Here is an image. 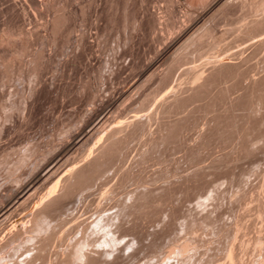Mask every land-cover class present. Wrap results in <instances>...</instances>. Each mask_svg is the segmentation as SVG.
I'll list each match as a JSON object with an SVG mask.
<instances>
[{
  "label": "bare ground",
  "instance_id": "1",
  "mask_svg": "<svg viewBox=\"0 0 264 264\" xmlns=\"http://www.w3.org/2000/svg\"><path fill=\"white\" fill-rule=\"evenodd\" d=\"M82 1L80 2V0H0V84H4L8 82V80L9 82H11L10 79H12V82H15L13 78L16 79L15 85L10 84L13 87L11 90L9 89V91H6L10 87V86H6L9 83L4 84V86L0 85V145L2 143L1 142L2 137L8 135L11 131H13L14 133L15 132L18 133V131L19 132L22 131L23 128H25V126L28 125V123L33 120V117L35 118L37 117L35 116V114L37 108L41 105V104L39 105L38 102L40 98L46 93H48L51 89L50 87L52 84V80L50 79L51 82H48L50 80L49 79L47 80V78L45 77L46 72H48L47 70L52 69L53 71L54 69V70L62 71L65 69V66H67L70 62L76 64L80 58L82 59V57L85 56L86 51H91L93 49L92 41L88 39V34L90 32L88 29L89 27L87 26L89 25L86 26L87 28L81 27L84 25L83 24L84 22L82 23V21L80 22V20L82 19L83 21L85 20L89 21L90 19L92 20V17L90 18L89 14H87V16H89L87 18L90 19L89 20L87 18L85 19L86 17L85 14L86 11L88 10L87 8H89L90 11L93 9V7L92 9H90L93 3H95L94 8L96 7L98 8L97 5L98 2L96 3L94 0H85L86 2L82 3ZM145 1L146 0H109L108 2H106L108 5V6L106 5V7H108L109 10H112V13H110L109 15V12H107L104 13L105 15L103 16L105 17L107 16V18L110 21V24L112 23L115 26V28L117 26L118 28L122 27V30L121 28L120 29L116 28L120 30L122 34L124 33L122 32L124 31L123 29L128 28L129 32L127 31V33L126 32L125 33L129 34L131 32V29L129 27H131L135 31L138 30L142 25V20H139V16L141 15L142 11H144L143 3ZM168 1L172 4V6L170 8L168 7L166 11H160L158 13L154 12L151 18V24L153 25L154 28L155 27L158 28L159 24L163 26L161 27L162 28L161 30L164 29L163 31L165 32V35H163L162 38H164V40L167 39L166 43H164L165 45L163 48L164 51H168V53L161 60V62L165 63L164 64L165 68L163 67V69H160L159 67H157L158 71L154 69L150 70V72L148 71L158 61L157 56L162 51V50L161 51L158 50L155 56H152L148 60H141L139 63H137L133 67V71H132L133 75L131 77L127 76V79H124L122 81L124 82L122 85L113 86L111 91H107L105 89V85L108 83L109 80H111V78H114L113 76H115V74L118 72L120 68L115 58L118 56L117 54H119V52L116 51L117 50L116 47V49H114L113 54L106 53L107 55L105 57L103 56L104 58H101L102 57L101 55H99V57H97L96 55L95 60L97 64L95 66L92 64L94 66L92 72L95 70L96 73L94 72V74L96 77L94 78L100 79L101 82H103L104 84L99 85L95 81L93 82V84L90 83V87H89L90 99L92 104L95 105V107L92 106L93 108L91 107L85 109L86 111L82 112L83 114L81 113V115L79 113V115L82 116V118L80 119V121H77L80 118L77 117L78 119L76 118V120L74 119L72 121L73 123H76L77 121L78 125L75 124L77 126L74 129L71 128L72 130H70L69 133H67L68 131H66L65 129H69L68 127L71 123L70 124L68 123V126H65L67 127L65 129H63L64 127L60 128L62 130L59 131H61V133L66 132L64 135L66 134L67 135L65 137L64 136L59 137L60 141L57 144H53V147L52 145H50L52 148H54L56 145V148L50 154L47 153L48 156L46 157L45 160H44L45 156L43 157V154L45 155L47 151L44 153L43 151L44 148L42 149L44 145H41L39 142H36L35 136L33 138L34 140L32 138L31 140L29 135L27 137L28 139L25 138V140L30 139L29 140L30 143L28 142L27 145L25 146L23 145L24 147H22L23 150L20 151L21 152L20 154L17 153L18 148L19 146L21 147L22 144L24 143L22 141L17 142V145H19L18 147L15 144L16 147H14L15 148L14 151L18 155H15V153H13L14 151L11 148L13 147L14 144H11L9 141L8 142L12 145L11 148L10 146L9 148L13 152H11L10 150H9L10 152L6 150L8 146L5 148V150L4 148H1L3 149V151H1L2 153H0V156L3 153L5 154L6 152H7L6 154L13 153L12 156L8 154L10 157L16 156L14 157V159L13 158L7 159L8 157L7 155H2L3 157L0 158L1 164L3 165L2 162L5 161L8 166L10 164H11L10 166H13L14 164H15L14 166H16L17 165L16 163H18V165L16 166V169L15 167L11 168L10 166L7 167L6 165L8 171L7 174L5 173L6 176H4L5 175L4 171L3 172L0 171V174L1 173L4 174L0 176H2V178L8 177L7 180L10 181L7 182L8 184H10L9 186H7V184L5 183V185L7 186L6 187L7 192L4 189L3 190L6 193L2 194L1 192L3 191L0 192V224L3 223L4 225L3 228L0 230V264H8V263L10 264H74L75 263L76 264V262H79V264H119L120 262L119 257L121 258L123 256V252H121L122 256H120V251L122 250L120 247L123 248V245L127 247H131V249L133 250L131 254H135L139 250L142 252L145 246L149 249L150 247L148 246L149 242L145 241V239L148 237V235L149 236L152 235L151 230H154L152 229L154 225H150L152 226L150 230L151 231V235H150L148 234L150 232H148L147 229H145L146 223H148L147 224L148 226L150 222L152 223L155 222L158 225L160 224L161 227L163 225L161 223H164L165 225H163L162 228H164V226L167 225L166 230L168 232L172 231L169 228L172 229L175 228V227L173 228V226H176L174 224H177L175 222L176 220L178 221L179 218L176 219L174 218H175V214L179 212L176 211L177 212L176 213L175 212L176 209L173 212H171L172 210L168 209L167 211L169 212H167L165 209L168 208L170 205L166 203L167 207L165 209L163 208V211H166L167 214L171 213V215H167L168 219L166 221L165 219L167 217L164 219V217L162 216L161 214L162 208H160V206L163 207L164 203L166 201H169V198H171V196L172 197L176 195L178 196L179 195L178 192L180 193L182 190L183 192L187 191V193L189 189H192L191 192L193 190H196V186L198 183L197 180L201 178V180L203 181L202 175L204 174L205 176H207L204 179L207 180H205V182L201 184V187L198 186L201 189L197 187L199 189L197 194L200 193V195L198 199H196L195 201V204L197 206H200L201 208H196V207L191 208L190 205H188L190 207L188 208L186 205L189 203L186 202H191V201H187V199H189L190 197L189 198L185 197L186 200L183 199L186 204L184 202L183 204L185 206L184 205L182 206L181 204L182 206L181 211L179 210L181 206L177 208L178 211L183 212L182 210L187 207L185 209L186 211H184L185 214L186 212H189L190 209H193V211H195L193 213H191L190 211L189 214L188 213L186 214L187 216L181 213L180 218H182V214L183 217L185 216L183 219L187 217L185 222L182 223V225L185 223L184 235L170 242L168 244L167 249L161 250V248H164V246L160 247L161 245L159 244V241L162 242V245L164 244V242L163 240H159L158 235L162 233L163 235L161 234V236L159 237L163 239L165 232L161 231L163 230L162 228L157 227L158 230L161 231V233L158 234L159 231L156 228V230L158 231V233H156L157 236L156 238H158V240L156 241L158 242L155 241V238H153V236L151 237L152 239H154V243L155 242L156 244L158 243L156 246L160 245L159 246L160 248L159 247H158L159 249L156 248L158 252H156V250L154 251L155 246L152 245L153 240L152 242L150 240V243L154 248L152 249L151 247L152 249L151 251L153 253L149 250H146L145 248L144 251H149V253L147 254L144 253L143 251L144 253V254L142 253L143 256L147 254L148 257L150 254H151L150 256H153L152 254H154V256L157 257L156 262L159 264H173L174 261L175 264H264V219H263L264 181H259L261 183H258L257 181V185L259 184L258 187H256L257 186L256 183L254 186L253 181H252L253 184L252 185L250 180L254 176V174H252V171L256 168V167L253 168L255 162H252L253 164L252 163L248 164V168L252 164L250 168L251 169L253 168V170L251 171V169H249L251 172L249 173L251 174V176L253 175L252 177H250V175L248 177L247 176L248 174L246 175V173L248 172L245 173L247 168L246 170L244 169L245 162L243 163V170L242 173L239 171L241 174L238 173V175L240 176L238 177V179L243 181L244 178L247 176L248 178H250V180L247 178L250 181V183H247L245 181L246 184L247 185L250 184L249 186L250 188L251 186H254L253 189L255 190L257 188L255 194L252 193L253 190H251L250 188L249 189L251 192L249 190L248 192H250L249 196L253 195L252 196L253 199L250 197L252 199L251 202H253V200L255 202L254 206L252 207L254 209L252 210L254 214L252 215L253 220L254 218H256L255 222L257 221V218L261 220L260 224H258L259 222L257 224L256 223L253 224V225L256 224V227L254 228L253 233L251 235V231L250 233H248L249 231L246 230V228H248L246 227L248 222L246 223L244 222L246 219V215H245V219H243L244 218L243 215L240 214V212L244 210L243 206H246L245 209H247L249 208V205L247 206V204L245 203L244 205L241 206V204H239L241 206V211L239 210L238 212L236 210V212L239 213L241 216L239 214H238L239 216H234L233 215L234 212L232 211V209L234 208L236 209L238 207V203L241 202L242 198H245L246 190L243 193L244 197L242 196V194L240 195V198L236 196L237 195L236 193L240 194L244 189H246L245 182L242 183L240 182V180L238 181L236 178L235 179L237 180V182H235L232 178L235 175H233L232 173L230 174L232 175V177L230 176L229 178V175H226L227 172L224 170L225 169L224 168L225 166L223 165L224 163H222L225 162L224 159L228 157V156H224L223 159L222 156L224 154L229 155L228 152H235V153L237 152L232 150L233 149L232 144L231 146H229L231 151L229 148H228L229 151L226 150L227 148H225V144H226L225 139L226 140L232 139L231 141H229V143L233 141V138L237 139L236 140L237 144L234 143V146L236 147L240 155L237 152L238 156L235 155L236 157L235 156L233 157L238 158L239 160L240 158L239 156H242L241 154H247L249 157L251 153L258 150L255 147L253 151L254 145L252 144L255 143L256 144L255 146L258 145V148H260L259 143H261L263 141V140L261 141V139L264 138L261 137L260 139L261 142H259L258 139L260 137L258 138V136L264 135V109H263L264 107V0H184V2H182L184 3V10L182 11L180 17L177 15L178 13H176L175 5H174L177 1L180 2V0H168ZM32 8L34 10H32ZM89 10L87 11V13L90 12ZM95 10L96 9H93L92 12H90V14H92L93 11ZM236 10L242 11L241 17L237 19V21H235L234 23L232 22L231 24H229L231 25L230 27L223 26L222 28H220L221 26H219L218 23L221 22L220 19L229 17ZM99 12L102 15L103 11L101 12L99 10ZM37 17L40 18V20H38ZM91 22L90 25H93L94 22L93 23ZM238 22H241V24L238 25ZM79 23H82V25L78 26ZM27 24H31L30 25L31 27H29V25ZM101 27L102 26H100V28ZM105 28L107 29V27ZM105 28L104 31L106 32ZM104 31L102 30V33L106 35L105 37L102 34L99 35L100 39L102 38L101 36H103L105 39L106 36L109 37L108 35L109 33H104ZM107 31L109 32V30ZM126 34H124V36L122 35V37L126 39V41L125 39L123 40V43L125 41V44L122 43V39H121L120 43L123 44L122 46L130 43L129 41L127 43V40L131 41L132 37L126 36ZM229 34H232L233 37L228 41L227 39L230 38L228 37L230 36ZM120 36L118 38V41L121 38ZM105 39L102 38L100 40L101 41L100 44L102 43V41L106 42L107 40ZM105 42L102 44V46H104ZM108 42L109 41H107V44ZM120 43L118 42V45ZM48 44L52 45L51 49H48L49 48L47 47ZM107 44L105 45L108 46ZM102 46L101 45L99 46L101 47L100 48L101 51L103 48L104 49L107 48L105 46L102 48ZM69 47L72 48L69 50L71 52L66 53L67 51L65 52V49ZM126 47L124 46V48ZM102 52L104 53V50ZM61 54L69 55L70 58L66 60L59 56ZM250 60L252 61L254 60V62L251 61L252 63L249 64ZM88 64H89L88 66H90L89 68H91L92 66L90 65V63ZM246 64H249L251 67H249V69L248 68L246 69L245 68ZM250 68L251 69L253 68L254 71L255 69H257L258 74L254 75L253 74L254 71L250 70ZM176 69H178L177 73L179 72L182 73L181 75L182 78L177 82L175 86H173V88L169 89L168 88L169 83ZM251 71H252L251 74H253L254 76L252 75L248 77ZM56 72L57 71H55L54 73ZM54 73L52 72V74L51 73L50 74L54 76L55 75ZM89 74H93V73H89ZM48 76L50 75H47V77ZM152 76H154L155 79L154 78L153 79L156 82L154 83L153 87L151 86L153 82L150 84L151 81H154L151 80L152 78H150ZM176 76L177 74L175 75V77ZM245 77H248V79L246 80ZM53 78H54L53 80L55 81L56 77L54 76ZM148 79H150V81L147 83L146 80ZM230 79L233 80L235 79V80L231 82ZM243 79L246 80V82H244ZM24 81L27 85L29 84L26 88L24 87L26 86ZM226 81H228L227 83L229 84H227ZM112 82L113 81L111 80V83ZM111 83L109 82V84ZM146 84L149 85V87L146 86ZM54 85L55 82L53 83V86ZM234 85L235 86L240 85L239 88L234 87L237 90L236 91L233 89L234 91L238 92V90L240 89L241 91L239 93H236L237 95H235L234 94L235 92L232 90V92H234L233 93L234 97L229 98L232 95V94L229 95L231 93V92L229 93V91L230 89L233 88ZM5 86L8 88L6 89ZM3 87H5L6 90ZM85 87L88 89L87 85H83L81 88H83L84 90ZM147 87L149 88V90H147L148 89ZM214 87H217L218 89ZM213 88L216 89V91L213 90ZM56 91L55 93L57 94L58 91L57 92ZM81 93H82V89H81ZM226 97L228 98L227 100L225 99ZM203 98L206 99V102L203 101L204 103H202V101L200 100V99L204 100ZM195 100L196 101L199 100V102L201 101V103L197 105L195 104L197 102L194 103ZM151 103H154L153 106H150ZM190 103L191 105L192 103L196 105L194 106L195 109L192 108L194 111L192 113H189V111L191 110V108L189 107ZM127 104H130V106H128L127 109L130 110V112H128L125 109ZM217 105L218 106L220 105L219 108H217ZM221 106L222 108L221 110H219ZM214 107H216L218 111ZM183 108L185 109L190 108V110L188 109V113L187 112L185 113L184 112L185 109L180 110ZM148 109L151 110L150 112L146 113ZM211 109L212 111L216 110V112L215 113L212 111L209 112V110ZM239 109H241L242 111L240 110L241 111L240 112ZM123 110H126L130 115L121 118L122 115H120V113H122L121 111ZM179 110L183 111L182 112L183 114L180 115L176 114L177 116H172V114L174 115V113ZM197 110L198 111L205 110L206 112L208 110V114L207 113L205 114L203 113V114L205 115L206 118V116L209 115L210 113L211 117L209 116L210 119L207 117L206 119L208 120L207 124L205 122V124L200 125L201 126L199 127L201 131L200 136L196 135L197 137L199 136V139L194 137L196 138L195 140L197 141L196 143L194 141V144L191 145L192 142L189 144L190 142L189 140H191V134L196 131L195 130L192 132L191 129L198 127L199 121H201L200 118H198L199 120L197 119L198 116L196 117V115H200V113L202 112L200 111L199 113ZM195 111H197V113L199 114H197ZM211 112L214 114H212ZM114 113L117 114L118 118L116 117L112 121L109 117ZM177 113L179 114L180 112ZM72 114L74 113H71V115ZM203 114L202 117L204 118ZM69 115H68L69 121H71L72 120L71 117H73L76 114L72 116ZM203 125L204 127L202 129ZM257 128L259 129L257 130ZM189 130L192 132L190 135H189L190 133ZM184 131L185 133L189 131L186 133L190 137V138L188 137L189 140L186 137L187 142L183 140L185 138H182V134ZM255 131L257 132L259 131V134L256 132V135L254 134L253 136L254 139H253L252 135L253 133H255ZM197 132L199 134V130H197ZM59 134L57 136H59ZM90 134H94L95 139L93 140L91 136V139L93 140L92 142H94V146L92 150L90 149L91 151L89 152V154L81 157L80 159L77 160L75 159V162L74 163L72 162L73 166L71 167L66 166L60 170L61 165L62 163H64L63 161L65 160V158L71 152H73V150H75L78 146H80V144L84 140L88 139V136H90ZM224 135L225 137L228 136V138H225L223 140L224 144L223 143L221 144H223L224 146H221V148L224 147L226 151L223 150L225 152L222 155L221 152L222 149H224L222 148L220 154H218L220 158L217 155L218 158L215 157V159L216 158L217 159L215 161L213 160V162L215 163L218 161L217 164L219 163V165L221 166L223 165L222 166L224 168L223 170L226 173L221 169V171L225 173V175H223L224 177L220 175L221 178H226V176H228L227 179L232 178V180L230 181L235 182V184H233L235 187H232L231 191L230 188L229 190H227L228 187L225 189L227 192L223 191L224 189L223 187L225 186L219 187V185H217L219 184V182L220 184L223 183V181L221 182L218 180L217 177L219 175L213 178V179L217 178L216 180H213V182L211 181L212 178L210 179V182H212L213 184H208L209 183L208 179L211 177L210 174L214 173L216 170H219L218 167L222 168L221 166H218L216 169L215 168L216 165H215L214 166L215 170H213L212 160L211 163H209V165L208 164L201 165L199 163V167H198V163H197L198 161H202L201 163H203L205 159V155H203L202 152L200 153V151L203 150L206 146L209 147V145H211L212 142L213 143H218L219 141L222 142L221 141L222 139L220 140V138H223ZM9 136L11 137V135ZM135 137L137 138L142 137V140H140L141 138L136 140L137 142L139 140L140 142L142 141L141 143L143 145L141 147V143L140 142H139L140 144L138 143V145H140L139 147H141L140 150L139 147L137 148L138 150H136V152H138V155H136L135 153L136 156L135 155L133 156H135L136 158L132 157V159H134L133 163L131 159H130L131 164L128 162L130 165L128 163L127 164L125 163L130 167H125L124 165L125 168L124 167L120 168L118 173L119 176L117 173H115L117 174L118 178L116 177L113 183L112 184L110 183L111 185H108L109 183L105 181L107 177L110 178L109 176L111 173L108 176L109 173L108 169L112 168L113 166L112 163H119L120 160L124 157V155H126L124 149L127 148V145L130 144V143L128 144L130 140H133V138L136 139ZM215 139L216 141L218 139V141L216 142ZM256 139L258 140V144L256 143L257 141ZM174 140L178 141V143ZM253 140L256 141L254 142ZM90 141L89 144H93L92 142L90 143ZM133 141L136 142L135 140ZM11 142L14 143L13 140ZM172 142H175L173 143L175 144L174 145L175 147L178 146V144H180L178 147H176L177 149L180 146H182V144H183V148L186 143L190 145L188 147L189 149L184 148L187 152L188 150H190L189 152L191 153L190 154L187 153L189 156H187L186 154L187 158L183 157L184 158L183 160H185L186 158V161L185 162L183 161L184 162L183 165H186V162L191 161L193 157L196 158L195 156L193 157L191 156L194 155L195 152L196 153L198 152L200 156L201 155L204 156V158H202L201 160H200L201 157L200 158L198 157L199 160L197 158V162L196 159H193L195 160L194 162L196 164L194 165L193 164L194 162L191 161L190 163H192L194 166L192 164L188 166L192 165L191 167H189L192 169L195 166L197 168L196 167L194 168L195 169L193 170L194 172L191 170L192 171L191 174L190 173L188 174V172L185 173L184 176L181 175L183 174L181 170L185 166L184 167L179 166L182 163L181 161L182 159L181 158L179 159L177 157L180 160L179 163V160H175L173 157V160L178 161L177 162L178 165L177 163H175L173 165L174 168L172 167V169L175 170L177 168V167L175 168L176 165L182 167L181 170L178 169L179 168L178 167L177 168L178 170H175L176 172L174 170L171 172L172 175L173 172L179 173L180 170L179 175L181 177L178 176V174L177 175L175 174V176L178 177V179H176V177L175 179L174 177H170L169 176L170 173L168 175L169 172L168 170L170 169L171 171V168L167 170L168 171L167 174H165L166 170L164 172L158 169L161 166L160 164L165 161L163 158H165L164 154L167 153V150L169 151L167 154L168 156H166V161L170 156L169 152L171 150L173 151L171 153L175 154L174 152L175 150H173L175 147H173V149L170 148L172 147L171 145H173ZM226 142H228V140ZM233 142H235V140ZM228 144H226V146ZM262 144H264V142H262ZM163 145H168L169 148L171 149L170 150L168 149V147L165 146V148L167 149H165V151L161 150L162 152L164 151L163 153L164 157H162V153L160 151L161 149L160 146ZM217 145L219 146V143ZM217 145L212 144V146H214V149H217L215 147ZM5 146L3 145V147ZM47 147H48L47 150L50 151L52 150L49 148V144ZM261 147H262L261 149L264 150L263 145ZM180 149H182V147ZM205 149L207 150L208 148ZM209 149L207 150L206 158L207 156H209L208 151L212 150ZM44 150H46V148ZM157 150H159V154L156 153L157 155V160H156L155 158L156 156L154 157V152H158ZM218 150H220V148ZM40 151H43V153L37 154V152L40 153ZM260 152L261 153L258 152V154L260 156L262 154L264 160V156H263L264 154L262 153L264 151H260ZM212 153H214V151ZM212 153L210 152V155ZM36 154L39 156L33 158V156H35ZM174 154H171V156H173ZM232 155L229 156V158L232 157ZM256 155L257 153H255V156ZM4 156H6V158ZM41 156L43 157L42 161L36 162V159L37 158L40 159L39 157ZM188 157L191 159H189ZM149 158L151 159L149 160L151 162H154L155 159V161L157 162L154 163L155 166L158 167V165H160L156 169L157 173L159 172L158 173L159 177L157 173H156L157 176L154 175L155 173L153 171H155L156 167L153 165V163L150 164L153 165L154 168L150 167V164L147 166L151 168V171L154 169L152 171L154 173L153 175L156 178H158V180L154 177L156 183L154 182V180L153 183L155 187L157 186L159 187V188L157 187L158 190L149 187L150 185L154 186L152 184V179L150 180L151 176L153 178L152 172L150 173L147 171V173L148 174L150 173L151 176L149 175L148 177H146L147 175H145L146 174L145 170H149V168L146 167L147 169H144V166L147 165L146 163L148 162L146 161ZM242 158H247V157H241L240 160H242ZM12 159L13 160L16 159L14 161V164L12 161L11 162L8 161ZM159 159H163L164 161L159 163L158 162ZM171 159H168L167 161L169 162V164H172L174 162ZM220 159L223 161H221ZM116 160H119V162L118 161L114 162ZM125 160L127 159L125 158ZM7 161L9 164L7 163ZM121 161L123 162V159ZM235 161L236 159H234V162ZM257 161L255 165L258 164L259 167H262L260 165L262 163L264 164V162L260 164V161L259 163H257ZM19 163L22 165H20ZM133 164L135 165L134 167ZM167 164L168 163H166V165ZM187 164H189V162H187ZM233 164L234 163L232 162L231 164L232 168H233ZM2 165H0V167ZM200 165L202 167H200ZM204 165L212 167L211 170L213 171L212 172L208 171L209 175L208 174L206 175V172L207 169L210 168L206 166L207 169H205ZM18 166H20V168L21 166L25 167V170L24 168L21 169L23 171V174L24 171L26 172V169L29 171V176L25 180H23L22 176H21L22 180L19 179V175H21L20 172L19 173H17L18 171L16 173L14 172V170H17ZM3 167H5V165ZM162 167H165V169L167 168L164 165ZM259 167L257 168V170L259 169ZM202 168H204L206 172L205 171L202 172L201 171ZM163 169L164 168H162V170ZM262 169L264 170V166L263 168H261V170ZM56 170L58 171L54 172ZM142 170H144L143 171L144 174L142 173ZM259 170L258 173L260 172L259 173L260 175L261 172L264 173V171H259ZM255 171L256 169L253 171L256 174L257 171L256 172ZM219 172H216L215 175H217V173ZM263 173L261 176H264ZM260 175L257 176L258 178L256 177L253 178L259 179ZM165 176H167V178L168 177L172 178L171 179L172 182L171 183L168 182L170 180L169 179L166 180L167 178H165ZM102 177H104L103 179H105L104 180L105 182L100 180L102 179ZM161 178L164 179L162 180ZM263 178L264 177H261V180ZM97 179L101 181L100 182L98 180V182H100L98 183V185L101 184L102 186H104L103 192L100 194L101 196L98 195L100 196V198L99 199L97 198V200H99L96 201V203L98 202L97 207L95 205V207L98 209L97 216L93 218L92 221H88V220L86 221L85 219L75 220L74 224L73 225L71 224L72 226H70L68 229L66 228V230L61 235H59L58 230H60V226L61 227L63 226L61 225V223H55L58 222V220L59 222L63 221V220L60 221L59 217L58 220L56 221L57 216L60 215L59 213L61 212L64 213L62 210H64L66 207L67 208L65 210H68L69 206L73 202L71 201L72 198H74L75 196L77 197V195L80 194L83 195V193L86 190L89 191L90 190L89 188H91L94 185V182ZM160 179L162 181H160ZM130 180H133L132 181L133 183L137 181L135 183L137 185L136 187H132L131 189L127 190L129 188L128 185L132 184ZM145 181L148 183L151 181L150 185L147 186ZM207 181L208 183H206ZM215 181L217 182L219 181V182L217 184H214ZM41 182L42 183L44 182L43 184H46L48 186L49 184L50 185L53 184L51 186V191L46 199L42 198L43 195L42 196L37 195L38 193L33 192L35 190V187H37V185L40 184ZM158 182L159 184H157ZM229 182L227 184L232 185V183ZM241 183L243 186H245V188L243 189L242 188L243 186L241 185V188L243 190L240 188V186L236 187L237 184L239 185ZM204 185L206 188L205 191L202 192L200 190L204 189L203 187ZM212 185L217 187V190L218 187L221 188V190L219 189L217 192L216 188L215 189L212 188ZM209 186H211V189L208 190L209 192L206 193V189H209ZM234 188H238V190L241 189L242 191L237 190L236 192L234 191ZM219 191L221 192L223 191L222 193L225 192L229 193L230 191L232 192V194L233 192H235L236 194L234 195L235 198L232 199H230L231 196L233 197L231 193H230L231 195L228 194L230 198L228 197V195L225 196L226 198L228 197L230 199V201L229 200L228 201L231 203L229 204L230 206L225 205L226 209L228 207L229 208L232 207L231 206L232 204L234 206L236 201L238 203L236 202L237 206H234V208H231V210L227 209L226 213L223 212L224 214H226V216L227 215L229 216V214L233 215L234 217L232 221L231 219L229 220V218L225 217V219L227 220V224H225L226 222H223L224 224L216 225L217 224L216 220H218V218L215 219L216 211L214 210L217 209V205L219 204V202L222 203L221 202L222 199L219 200L220 199L219 196L222 195V194L219 195L220 193ZM193 193L196 195L194 197H197V194L194 191ZM183 194L184 196H189V194L191 196L192 193H189L187 195H185L186 193ZM225 194H223V197ZM177 196H176V202L173 199L175 197L172 198V200L174 201V202L172 201L173 202L172 204L175 203L176 204L175 206L178 207L180 203H178L177 205V202L178 200H180V198L179 199L177 198L180 197L181 195H179L178 197ZM184 196L182 195V198ZM225 197L224 199H226ZM237 198L240 200H238ZM250 198H248V200L247 198L245 199L249 201ZM191 199H193V197H191ZM233 199H234V203H232L231 201ZM35 200H37L38 202L35 207V210L30 212V216H31L30 220H27L26 223L23 222L24 224H22V221H24L25 219L24 220L21 219L22 220L21 222L10 221L16 219L13 218V216L16 210L15 207L18 204L25 201L33 202ZM213 200L214 202H212ZM251 202H248L250 206H252ZM107 203H111L110 208H107L108 207L107 205H106L107 207H104V205ZM210 203L211 205L214 203V205L212 206L210 205V206L211 207L214 206L216 208L213 209L214 207L213 208L208 207L209 206L208 204ZM221 205L219 204L218 207L222 208L224 206ZM28 208L29 206L27 207V209ZM231 212H233V214ZM221 213L222 212H220V214ZM246 213L249 214L248 211ZM224 214L221 215L223 218H224ZM76 215L74 216V218H76ZM217 215H219V213ZM169 216L171 217L169 218ZM252 216H248L249 218L246 221L252 220V218L250 219V217ZM180 221L182 222V220ZM212 222H215V224H213ZM210 223L215 225V228L212 229L214 226L209 227V230L210 229L212 230H210L211 232L208 231L210 232L208 235L207 232H205L206 230L205 229L203 230V228H207V226H209ZM244 223L246 225H244ZM212 224L210 225L212 226ZM156 226L157 225H155V227ZM216 226L218 227L216 228ZM178 228L179 226L176 227L175 229L178 230ZM198 229L202 232V235L203 233L204 234L206 233L208 235L207 237L210 238L215 237L213 239L216 240L218 239V243L220 244H221V238H226V240L224 239L222 241L223 246H221L220 244L219 246L217 243L216 246L214 244L215 249L209 247L212 246V244L216 241L215 240L211 242L212 239L211 240L209 239L210 241H208L209 244L212 243L211 245H209L207 242L204 245L205 242L203 240L204 239L207 240L208 238L205 237L204 235L203 237L201 234L198 235H201L202 238L198 235L196 236L195 234L198 233L197 232L199 231ZM167 231L166 234H168ZM212 231L214 232L215 236L210 235L212 234ZM72 233L75 234L78 233L77 237H74L75 239H73L72 236L70 237ZM66 238L67 240L68 238H70V240L69 242L66 241L67 243L65 242V246L61 245L59 243L60 241L58 242L57 240H55L58 239L61 241H65ZM71 239L73 240L71 241ZM122 239L123 241L127 239V241L124 242L125 244L123 243L120 244ZM181 239H186V240L185 241L183 240L184 242L180 243ZM53 240L57 241L59 245L62 246L60 250L55 249L56 251L52 252L53 248L50 249V246ZM164 240H166L165 236H164ZM52 243L54 245V242ZM207 244L209 245L208 246L209 248L206 247ZM89 245L94 246V248L92 247L89 248L88 247ZM202 245L204 246V249ZM216 247L219 248L217 252L219 251L218 255L221 253V256L219 258H221L222 260H219V258H217L216 252H215L216 255H213L215 254L213 251H212L213 254H211V252L209 253L206 250L207 248L209 249V251H211L210 248L212 250H216ZM49 249L52 252L51 254L54 253L53 255L49 253ZM155 252L158 254V256H156L157 254H155ZM139 253L140 252H138L137 255H140ZM24 254L25 257L23 259H20V257ZM137 255L134 256V255H130L129 253V256L131 258L132 256H134V258H132V261L133 259L139 260L138 258H135ZM55 256L56 258L54 259ZM125 256L127 257L128 254H125ZM125 256L122 257L123 262L124 261L129 262L131 259L129 258V260H126ZM7 258L9 260H7ZM123 262L122 264L125 263Z\"/></svg>",
  "mask_w": 264,
  "mask_h": 264
},
{
  "label": "rangeland",
  "instance_id": "2",
  "mask_svg": "<svg viewBox=\"0 0 264 264\" xmlns=\"http://www.w3.org/2000/svg\"><path fill=\"white\" fill-rule=\"evenodd\" d=\"M81 1H82V0H80V2H81ZM94 1H95L96 3L98 2V3H97L98 8H97V7L94 8V7H95V5H94L95 3H93V5L91 6L90 9H92V7H93V9H96L95 11H96L97 14L95 13V11H93V13L90 14V12H92L93 9L90 11L89 8H87V9H88L90 12L87 13L88 10L86 9L87 11H86V14H85V16H86L85 19H86L87 17L90 16V18L92 17V20H91L90 18H89V19H90L92 22L87 18L89 21H86V20L83 21V19L80 20V22H81V21H82V23L84 22V23H83V24H84L83 26H81L82 23H79V24H78V26L80 25L81 27H86L87 25H89V26H87V27H89L88 29H89V32H90V33L88 34V39H89L90 41H92V48H93V49H92L91 51H93V52H91V51H86V54H85V56L87 55L86 57L83 56L82 59L80 58L79 61H78L76 64H73V63L70 62L67 66H65V69L62 70V71H60V70L58 71V70H54V69H53V71H52V69L47 70L48 72H46L45 77L47 78V80H48V79H49V80H50V79L52 80V84H51V87H50L51 89H50V91H49L48 93H46L45 95L42 96L43 98H42V97L40 98L38 104H39V105L41 104V105H40V106L38 105L39 107L37 108V111H36V114H37V115L35 114V116H37V117H36V118L33 117V120H32L31 122H29L28 125H26L25 128H23V130L21 129L22 131H20V132L18 131V133H17V132L14 133L13 131H11L8 135L2 137V139H1V142H2V143H1V145H0V153H2L1 151H3V149H1V148H4V150H5V148H6L7 146H8L7 149H6L7 151H9V150L11 151V149L14 151V150H15L14 147H16V146L18 147V146H19V145H17V142L22 141L24 144H22V143L20 142V143L22 144V146H21V147L19 146L18 151L16 150L17 153L20 154V153H21L20 151L23 150L22 147H24L25 145H27L28 142H29V140H30L31 138L33 139L34 136H35V141H36V142H39L41 145H44V146L42 147V149H43V148H44V149L46 148V150L43 149L44 153L47 151V152L45 153V155L43 154V157L45 156V157H44V160H45L46 157L48 156L47 153L50 154L51 152L54 151V149L56 148V145H55L54 148H52V147H53V144H57V143L60 141V140H59V137H61V136H64V137H65V136L67 135V134L64 135L66 132L61 133V131H59V130H62V129H60V128H61V127H62V128L64 127L63 129H65V128H67V127H65V126H68V123H69V124L71 123V124H70L71 126L69 125V127H68L69 129H65L66 131H68L67 133H69L70 130L74 129V128L78 125V124H77V121H80V119L82 118V116H80L81 113H82V112H85V111H86L85 109H87V108H91L92 106L95 107V105L92 104L91 99H90V90H89L90 83L93 84V82L95 81V82H96L97 84H99V85H103V84H104L103 82H101L100 79H96V78H94V77H96L95 74H94L95 70L92 72L93 67L97 64V63H96V60H95L96 55H97V57H99V55H101L102 57H101V56H100V57H101V58H104V57L107 55L106 53L113 54L114 49H116V47H117V50H116V51L119 52V54H117L118 56L116 55L117 57H115L117 61H116V60H115V61L118 63V65L120 66V68H119L118 72L115 74V76H113L114 78H111V80H112L113 82L111 83V80H109L108 83L105 85V89H106L107 91H111L112 88H113V86H117V85L120 86V85H122V84L124 83V82H122V81H123L124 79H127V76H130V77H131V76L133 75V74H132V73H133V72H132V71H133V67H134L137 63H139L141 60H148V59H150L152 56H155L156 53L158 52V50H159V51L162 50V51L160 52V54L157 56V59H158L157 63L159 62L160 64L158 63V65H157V63H156V64H155L151 69H149L148 71L150 72V70H152V69L157 70V69H158L157 67H159L160 69H163V67L165 68V65H164L165 63H164V62H161V60H162V58L165 57V56L167 55V53H168V51H164V48H163L164 45H165L164 43H166L167 39L164 40V38H162V36L165 35V32L163 31L164 29L161 30V29H162L161 27H163V26L159 24V27H158V28H157V27L154 28L153 25L151 24V18H152V16H153L154 12L158 13V12H160V11H166V10L168 9V7L170 8V7L172 6V4H171L168 0H146V1L143 3V5H144L143 10H144V11H142L141 15L139 16V20H142V25H141V27H140L138 30H135V31H134L131 27H129V28L131 29V32H130L131 34L129 33L130 35H129V34H126L127 31H128V28H127V29L125 28L126 30L123 29L124 31H122V32H124V33L122 34V33L120 32V30H118V29H120V28H121V30H122V27L118 28V26H117L116 28H118V29H116L115 26H114L112 23L110 24V21H109V19L107 18V16H106V17L103 16V15H105L104 13L109 12V15H110V13H112V10H109V8L106 7V5H107L106 2H108L109 0H98V1L94 0ZM85 2H86L85 0L82 1V3H85ZM129 2H130V1H129ZM182 2H184V0H183V1L180 0V2L177 1V2L174 4V5H175V9H176V13H178L177 15H178L179 17H180V15L182 14V11L184 10V3H182ZM169 5H170V6H169ZM107 6H108V5H107ZM129 6H130V3H129ZM104 8H106V9H104ZM107 8H108V9H107ZM97 9H98V11H97ZM177 9H179V10H177ZM32 10H34V9L32 8ZM99 10H100L101 12L103 11V12H102V15L100 14ZM108 10H109V11H108ZM104 11H105V12H104ZM178 11H179V12H178ZM98 12H99V13H98ZM87 14H89V16H87ZM93 14H95V15H93ZM97 15H98V16H97ZM241 15H242V11H241V10H236V11H234V12L230 15L231 17H230V16L227 17L228 19H227V18L220 19L221 22H218V23H219V26H221L220 28H222L223 26H224V27H230L231 25H229V24H231L232 22L234 23L235 21H237V19H239V18L241 17ZM233 17H234V18H233ZM145 18H146V19H145ZM229 18H231V19H229ZM37 19L40 20V18H38V17H37ZM87 22H88L89 24H88ZM90 22H91V23L94 22L95 24L93 23V25H90ZM226 22H227V23H226ZM229 22H230V23H229ZM86 23H87V24H86ZM96 23H97V24H96ZM218 23H217V24H218ZM108 24H109V25H108ZM235 24H236V23H235ZM239 24H241V22H238V25H239ZM27 25H29V27H31V26H30L31 24H27ZM27 25H26V26H27ZM98 25L102 26L103 28H102V27L100 28V26H98ZM93 26H94V27H93ZM81 27H79V28H81ZM87 27H86V28H87ZM97 27H98V28H97ZM105 27H107V29H106ZM113 27H114V28H113ZM217 27H218V26H217ZM99 28H100V29H99ZM104 28H105L106 32L104 31ZM102 30L104 31V33H109V34H108L109 37L106 36V39H105L104 37H105L106 34L104 35V34L102 33ZM107 30H109V32H108ZM115 31H116V32H115ZM133 31H134V32H133ZM99 32H100V34H99ZM125 32H126V33H125ZM128 32H129V31H128ZM116 33H117L118 35H117ZM119 33H120V34H119ZM101 34L104 35V37L101 36L103 39L109 41L108 44H107V41H106V42H105V41H102V43L100 44V42H101L100 40H101L102 38L100 39L99 35H101ZM112 34H113V35H112ZM115 34H116V35H115ZM121 34H122L123 36H124V34H126V36H131V37H132V38H131V41H130V40H127V43H128V41H129L130 43H128V44L126 43L127 45H124L125 47L127 46L126 48H124V46H122L123 44H125L126 39L123 38ZM120 35H121V36H120ZM229 35H230V36H228V37H230V38L227 39L228 41H229V39H231V38L233 37L232 34H229ZM231 35H232V36H231ZM89 36H90V37H89ZM119 36H120L121 38H120L119 41H118ZM126 36H125V37H126ZM108 38H109L110 40H109ZM99 39H100V40H99ZM121 39H122V43H123V40L125 39V41H124L123 44L120 43V42H121ZM98 41H99V43H98ZM104 42H105V44L108 45V46H106V45L104 44V46L107 47V48H105V49L103 48L104 46H102V44H103ZM118 42L121 44V45L119 44L120 47H119V45H118ZM97 43H98L99 45H98ZM93 44H95V45H93ZM48 45H49V44H48ZM48 45H47V47H49L48 49H51V46H52V45H49V46H48ZM100 45L102 46V48H103L102 51L104 50V53L101 51V49H100L101 47H99ZM117 45H118V46H117ZM129 45H130V46H129ZM94 47H96V48H94ZM128 47H129V49H128ZM120 48H122V49H120ZM70 49H72V48L69 47V48L65 49V52L67 51L66 53H68V52L70 53V52H71V51H69ZM110 49H111V50H110ZM112 49H113V50H112ZM109 50H110V51H109ZM111 51H112V52H111ZM118 52H117V53H118ZM163 52H164V53H163ZM92 53H93V54H92ZM162 53H163V54H162ZM94 55H95V56H94ZM59 56L62 57V58H64V59H66V60L70 58L69 55H64V54H61V55H59ZM103 56H104V57H103ZM90 57L93 58V59H91ZM83 58H84V59H83ZM85 58H86V59H85ZM117 58H118V59H117ZM252 59H253V58H252ZM254 59H255V58H254ZM82 60H83V61H82ZM91 60H92L93 63L91 62ZM80 61H82V62H80ZM84 61H85V62H84ZM251 61H252V60L249 61V62H250L249 64H251L252 62H254V60H253L252 62H251ZM94 62H95V63H94ZM88 63H90V65L92 66L91 68H89L90 66H88V65H89ZM119 63H120V64H119ZM92 64H93L94 66H93ZM161 64H162V65H161ZM249 64H246V65H245V66H246V67H245L246 69H247V68L249 69V67H251ZM160 65H161V66H160ZM155 66H156V68H155ZM88 68H89L91 71H90ZM160 69H159V70H160ZM50 70H51V71H50ZM88 70H89V71H88ZM177 70H178V69H176V71L174 72V75H172V79H171V81H170V83H169V87H168L169 89L173 88V86H175V85L177 84V82L182 78V76H181L182 73H180V72L177 73ZM250 70L254 71L253 68H252V69L250 68ZM55 71H57V72L54 73ZM157 71H158V70H157ZM252 71L250 72V74L252 73ZM255 71H256V73H255ZM255 71H254L253 74H254V75L258 74V70L255 69ZM49 72H50L51 74H52V72L55 74V75H54V76L56 77V78H55V79H56L55 81L53 80V79H54V78H53L54 76H52ZM88 72H89V73H93L94 75H93V74H89ZM149 72H148V73H149ZM57 73H58V75H57ZM59 73H60V75H59ZM95 73H96V72H95ZM61 74H62V75H61ZM130 74H131V75H130ZM176 74H177V76L175 77ZM178 74H179V75H178ZM250 74L248 75V77H250V76L253 75V74H251V75H250ZM47 75H50V76L47 77ZM96 75H97V74H96ZM148 75H149V74H148ZM254 75H253V76H254ZM180 76H181V77H180ZM58 77H59V78H58ZM248 77H245L246 80L248 79ZM150 78H152L151 80H154V79H155L154 76H152V77H150ZM153 78H154V79H153ZM245 78H244V79H245ZM174 79H175V80H174ZM244 79H243V81L246 82V80H244ZM10 80H11V82H12V79H10ZM13 80H15V82H16V79L13 78ZM51 80L48 81V82H51ZM230 80H231V82H233L235 79H234V80H233V79H230ZM146 81H147V83H148V82L150 81V79H148V80H146ZM11 82H9V80H8V82L4 83V84L9 83V84L6 85V86H10L9 88L5 86L6 89L8 88L7 90L5 89V87H3L6 91H9V89H10V90L12 89L13 86H11V85H15V82H12V83H11ZM17 82H18V81H17ZM54 82H55V85L53 86V83H54ZM98 82H99V83H98ZM109 82H110L111 84H109ZM152 82H153V84H152L151 86L153 87V86H154V83H156V82H155V80H154V81H151L150 84H151ZM227 82H228V81H226V83H227ZM229 82H230V81H229ZM231 82H230V83H231ZM241 82H242V81H241ZM24 83H25V81H24ZM84 83H85V84H84ZM242 83H243V82H242ZM4 84H0V85L4 86ZM10 84H11V85H10ZM227 84H229V83H227ZM25 85H26V86H24V87L26 88L29 84L27 85V84L25 83ZM83 85H87V86H88V89L85 87L84 90H83V88H81ZM2 86H1V87H2ZM52 86H53V87H52ZM58 86H59L60 88H62V89H60ZM146 86L149 87V85H147V84H146ZM151 86H150V87H151ZM66 87H67V88H66ZM148 87H147V88H148ZM152 87H151V88H152ZM234 87L239 88L240 85H238V86H237V85H236V86L234 85L233 88L231 87L232 89H230V91H229V93H230V92H231V93H230V94L228 93V94H229V95L232 94L233 96L231 95L229 98H233V97H234V94L237 95L236 93H239V92L241 91V89H240V90H238V92H236L237 90H236V88H234ZM65 88H66V89H65ZM151 88H150V89H151ZM214 88L218 89L217 87H214ZM214 88H213V90L216 91V89H214ZM63 89H64V90H63ZM81 89H82V93H81ZM85 89H86V90H85ZM233 89L236 90V91H234ZM56 90H57L58 92H57ZM60 90H61V91H60ZM62 90H63V91H62ZM147 90H149V88H148ZM232 90H233L235 93L232 92ZM55 91L57 92V94L55 93ZM68 91H69V92H68ZM63 92H66V93H63ZM50 93H51V95H50ZM233 93H234V94H233ZM64 94H65V95H64ZM81 95H82V96H81ZM229 95H228V96H229ZM49 96H50V97H49ZM228 96H227V97H228ZM227 97L225 98L226 100L228 99ZM203 99H204V100L200 99V100L202 101V103L206 102V99H205V98H203ZM201 101L199 102V100H197V101L195 100L194 103L197 102V103H195V104L199 105V104L201 103ZM203 101H204V102H203ZM40 102H41V103H40ZM198 102H199V103H198ZM194 103H192V105H191V103H190V106H189V107L191 108L192 111L190 110V108H187V109L183 108V109H180V110H184V109H185L184 112H185V113H186V112L188 113V109H189V110H190L189 113H192V112H194L193 109H195L194 106H196ZM153 104H154V103H151L150 106H153ZM188 104H189V103H188ZM188 104H187V105H188ZM187 105H186V106H187ZM128 106H130V104H127V105H126V107H125L126 110L128 109ZM186 106H185V107H186ZM192 106H193V107H192ZM219 106H220V105H219ZM219 106L217 105V108H219ZM93 107H92V108H93ZM123 108H124V107H123ZM151 108H152V107H151ZM192 108H193V109H192ZM214 108L216 109V107H214ZM221 108H222V106L220 107L219 110H221ZM129 109H130V107H129ZM263 109H264V107H263ZM82 110H83V111H82ZM126 110L121 111V112H122V113H120V115H122L121 118H124V117L130 115V114L128 113V112H130V110H127L128 112H127ZM150 110H151V109H148V110L146 111V113L150 112ZM180 110H179V111H176V112L174 113V115L172 114V116H177V115L183 114V113H182L183 111H180ZM186 110H187V111H186ZM216 110H217V109H216ZM216 110H215V111H212V109H211V110H209V112L212 111V112L215 113ZM240 110H241V109H239V111H240ZM197 111H198V110H197ZM197 111H195V112L197 113ZM200 111H201L202 113H200ZM200 111H198V112L200 113L201 117H200V115H196V117L198 116L197 119L200 118V120H201V121H199V124H198L199 126L197 125L198 127L194 128V129H191L192 132L196 130V131L193 132V133L189 130V131H190L189 135L192 133V134H191V140H189V138H190L189 135L186 134V133L189 132V131H187L186 133H185V131H184L183 134H182V138H185V139H183V140L187 142V139H188V140L190 141V142L188 141L189 144L192 142L191 145L194 144V141H195V143H196V141H197V140H195L196 138L199 139L200 132H201V131H200V128H199V127H201L200 125H201V124H205V122H206V124H207V122H208V120H206L207 117H208V118H209V116L211 117V115H210V113H209V115H207L206 118H205V115H204V114H205V113L208 114V110H207V112H206L205 110H204L205 112H204L203 110H200ZM217 111H218V110H217ZM241 111H242V110H241ZM241 111H240V112H241ZM124 112H125L126 114H125ZM177 112H180V113L178 114ZM212 112H211V113H212ZM71 113H74V114H76V115L72 114V115H74V116L71 117L72 120L69 121V117H68V115H69V114L71 115ZM79 113H80V115H79ZM185 113H184V114H185ZM199 113H197V114H199ZM203 113H204V114H203ZM214 113H212V114H214ZM82 114H83V113H82ZM176 114H177V115H176ZM202 114L204 115V118L202 117ZM70 115H69V116H70ZM72 115H71V116H72ZM77 115H78V116H77ZM75 116H76V117H75ZM74 117H75V118H74ZM77 117H80L79 120H77L76 123H73L72 121H73L74 119L76 120ZM111 117H112L113 119H112ZM116 117H117V114L114 113V114H112L109 118L113 121ZM117 118H118V117H117ZM201 118H202V119H201ZM77 119H78V118H77ZM209 119H210V118H209ZM111 120H109V121H111ZM121 120H122V119H121ZM198 120H199V119H198ZM203 120H205V121H203ZM202 121H203L204 123H203ZM33 122H34V123H33ZM74 122H75V121H74ZM72 123H73L74 125H73ZM78 123H79V122H78ZM75 124H77V125H75ZM72 125H73V127H72ZM30 126H31V127H30ZM203 127H204V125L202 126V129H203ZM71 128H72V129H71ZM202 129H201V130H202ZM258 129H259V128H257V130H258ZM260 129H261V128H260ZM197 130H199V134H198ZM25 131H26L27 133H26ZM63 131H64V130H63ZM260 131H261V130H260ZM56 132H57V134H56ZM196 132H197V133H196ZM253 132H254V131H253ZM256 132H257V131H255V133H253V135H252V138H253V139H254L253 136H254V134L256 135ZM39 133H40V134H39ZM53 133H54V134H53ZM59 133H60L61 135H60ZM194 133H195V134H194ZM257 133L259 134V131H258ZM18 134H19V135H18ZM42 134H43V135H42ZM51 134H53V135H51ZM58 134H59V136H57ZM9 135H11V137H10ZM22 135H23V136H22ZM26 135H27V136H26ZM28 135L30 136V139H29V140H27V139H28V138H27ZM37 135H38V136H37ZM55 135H56V136H55ZM184 135H187V136H184ZM196 135H199V136L197 137ZM225 135H226V134H225ZM225 135H224L223 138H220V140L222 139V140H221L222 142H220V141L218 142V143H219V146L217 145L218 143H213V142H212L211 145H209V147H208V146L205 147V148H208V149H209V148L212 149V150L209 149V150H210V151H208L209 156H207V158H206V153H207V150H208V149L206 150L205 148H204V149L202 148L203 150H201L200 153L202 152V154L205 155V159H204L203 163H201L202 161H198V162H197V158H198V157H199V158L201 157L200 160H201L202 158H204L203 155L200 156V154H199L198 152H197L198 154L195 152L196 155H195L194 153H193L194 155H191L192 157H193V156L196 157V158L193 157V159H196V162L198 163V167H199V163H200L201 165H203V164H208V165H209V163H211V160H212V163H213V166H212V167H213V170H215V169H214V166H215V165H216V166H215L216 169H217L218 166H221V165H219V163L217 164L218 161L215 162V163H216V164H215V163L213 162V160L215 161V160L218 158L217 155L220 154L221 149L224 148V147L221 148V146H224V145H223V144H224L223 140H224L225 138H228V136L225 137ZM91 136H92V139H93V140L95 139L94 134H90V136H88V139H86V140L83 141L84 144H83V142H82V143H81L82 145L80 144V146H78L75 150H73V152H71V153L65 158V160L63 161L64 163H62L60 170L63 169L64 167H66V166H67V167H71V166H73V163L75 162V159H76V160H77V159H80L81 157L86 156L87 154H89V152L92 150V148H93V146H94V142H92L93 140L91 139ZM257 136H258V135H257ZM5 137H7V138H5ZM18 137H19V138H18ZM47 137H48V138H47ZM93 137H94V138H93ZM186 137H187V139H186ZM188 137H189V138H188ZM194 137H196V138H194ZM221 137H222V136H221ZM259 137H260V138H259ZM261 137H264V135H263V136H262V135H261V136H258V138H259V139H258L259 142H261L262 140H263L262 142H264V138L261 139ZM4 138H5V139H4ZM25 138H27V139H26V140H27V143H26ZM37 138H38V139H37ZM46 138H47V139H46ZM51 138H53V139H51ZM135 138H136V139L133 138V140H135V141L138 140L139 138H141L140 140H142V137H138V138L135 137ZM19 139H20V140H19ZM32 139H31V140H32ZM90 139H91V141H90ZM176 139H177V138H176ZM260 139H261V141H260ZM5 140H7V141H5ZM12 140L14 141V143L11 142ZM23 140H25V141H23ZM33 140H34V139H33ZM39 140H41V141H39ZM57 140H58V141H57ZM88 140L90 141V143L92 142L93 144H89V141H88ZM133 140H130V141L128 142V144H129V143H130V144L127 145V148L124 149L125 154H126V155H124V157L126 156L125 158H126L127 160H125V158L123 157V158H122V159H123V162L121 161L122 159L120 160V162H119V160L114 161V162H117V161H118L119 163H112L113 166H112V165H111V166H112L113 170H112V168H111V169H108V171H109L108 176H109L110 173L112 174V176H111V174H110V176H109L110 178L107 177L108 179L106 178V180L103 179L104 177H102L103 180L100 179L101 181H104V180H105L107 183H109L108 185H111V184L113 183V181L115 180V178L117 177V174L119 173L120 168L124 167V165H125V167H130V166H129V165L131 164V163H130V159H131V161H132V163H133L134 159H132V157L136 158L135 156L138 155V152H136V150H138L137 148L140 146V145H138V143L140 142V140H139L138 142H137V141L134 142ZM227 140H228V142H226ZM227 140L225 139V143H226V144H228L229 141H231L232 139H231V140H230V139H227ZM234 140H235V142H233ZM236 140H237V139L233 138V141H232L233 143L231 142V143H229L227 146H226V144H225V148H227V149H226L227 151H229L228 148L230 149L229 146H231V144H232V146H233V147H232V148H233L232 150L238 152V150H237L236 147L234 146V143H236ZM256 140H257V139H256ZM256 140H255V141H256ZM258 140L256 141L257 144H258ZM8 141H9L11 144H14L12 148H11L12 145H11ZM87 141H88V143H87ZM174 141H176V140H174ZM215 141H216V139H215ZM217 141H218V139H217ZM217 141H216V142H217ZM253 141H254V140H253ZM253 141H252V142H253ZM255 141H254V142H255ZM31 142H32V141H31ZM44 142H46V143H44ZM51 142H52V143H51ZM85 142H86V143H85ZM141 142H142V141H141ZM141 142H140V143H141ZM176 142L178 143V141H176ZM254 142H253V143H254ZM262 142L259 143L260 148H258V145L255 146V145H256L255 143L252 144V145H254V147L252 146V147H253V151H254L255 147H256V149H258V150L260 149L259 151L256 150L255 152L251 153V154L249 155V157H248L247 154H241L242 156H239V157H240L239 160H238V158H235V157H236L235 155H237V152H236V153H235V152H228L229 155H228V154L225 155L224 152H225L226 150H225V148L222 149L221 154H222V155L224 154V155L222 156L223 159H224V156H228V157H226V158L224 159L225 162H222V163H224L223 165L225 166V167H224L225 169L222 167L223 165L221 166L222 168L218 167L219 170H216L214 173H211V174H210L211 177L208 179V180H209V183H208V181H207L206 183H208V184H213V183H212L213 180H216V179L218 178V180L221 181V182L223 181V183L220 184V182L218 181L219 184H217L218 182L215 181L214 184L219 185V187H221V186H222V187L225 186V187H223L224 189L222 188L223 191H226L225 189H226L227 187H228L227 190H229V188H230V191H231V188H232V187H235L233 184H235V182H237V180H238V181L240 180V179H238V177H240V176L238 175V173H240V172L242 173V170H243V163H244V162H245V164H246V165L244 164V169L246 170V168H247V170H248V171L246 170L245 173L248 172V173H246V175L248 174V175H247L248 177H249V175H250V177L253 176V175L251 176V174H250L251 172H250L249 169H251L250 166L253 164L252 162H255L254 165H253V166H254L253 168L256 167L255 169H256L257 173L255 174V173L253 172V171L255 170V169L253 170V168L251 169V171L253 170V171H252V174H254L253 177L258 178L257 176L260 175V174H259L260 172L258 173V170L260 169L259 171H264L263 169L261 170V168H263V166H264V164L262 163V162H264L263 157H262V154H261V156L258 154V152L261 153L260 151H264V150L261 149V148H262V147H261L262 145H263V149H264V144H262ZM6 143H7V144H6ZM8 143H9V144H8ZM25 143H26V144H25ZM29 143H30V142H29ZM140 143H139V144H140ZM173 143H175V142H172V144H173ZM221 143H223V144H221ZM5 144H6V146H5ZM15 144H16V146H15ZM46 144H47V145H46ZM48 144H49V148L52 149L51 151H50V150H47V149H48V147H47ZM184 144H185V143H184ZM186 144H187V143H186ZM186 144H185V146H186ZM189 144H187L186 147L184 146V148H185V149L188 148V147L190 146ZM212 144H213V145H214V144L217 145V146H215L217 149H214V146H212ZM220 144H221V145H220ZM236 144H237V143H236ZM261 144H262V145H261ZM3 145H4L5 147H3ZM23 145H24V146H23ZM50 145H52V147H51ZM89 145H90V146H89ZM168 145H169V144H168ZM168 145H163L164 147H163V146H160L161 149H160V148H158V149H160V151H161V150H164V151H165V149H167V148H165V146L168 147V149H170V148L173 149V147H175V146H174L175 144L171 145L172 147H170V148H169ZM179 145H180V144H178V146H179ZM1 146H2V147H1ZM9 146H10L11 149L9 148ZM45 146H46V147H45ZM142 146H143V145H142V143H141V147H142ZM178 146H176V147H178ZM141 147H139V150L141 149ZM176 147H175V148H176ZM181 147H182V149H180ZM234 147H235V148H234ZM8 148H9V149H8ZM21 148H22V149H21ZM163 148H164V149H163ZM175 148L173 149V150H175V151H174L175 154H174V153H171V152H173V151L170 149V150H171V151L169 152L170 156H171V154H174V155L171 156V157H170V156L168 157V159H171V158H172L171 160L174 161L173 163L171 162L172 164H169V162H167L168 159H167V161H166V156H168L167 154H168V151H169V150H167V153L164 154V155H165V158H163V159H164L166 162H165L163 159H159V160H158L159 163L162 162V161H164L163 163L160 164L161 166L158 165V164H156V165H158V167L160 166L161 169L158 168L157 166H155L154 163H157V162L155 161V159H154V162H151V161H149V160H151V159L149 158V159L146 161V162H148V163H146L147 165L144 166V169L149 168V170H150V171H149V170H145V171H146V174H145V175H147L146 177H148L149 175L151 176L150 173L154 170V169H153V168H154L153 165L156 167V168H155V171H156V172L153 171L155 174L152 172V175L154 174L155 176H157V174L159 173V172L157 173V170H156V169L158 168L159 170L164 171V172H165V170H166V173H165V174H167V172L169 171V172H168V175H169V173H170L169 176H170V177H174V179H175V177H176L175 174H176V175L178 174V176H180L179 174H180V170L182 169V167H179V166H183V167L185 166V167L181 170V172L183 173V174H181L182 176H184L185 173H187V172H188V174H189V173L191 174L192 171L195 170L194 168H195L196 166H195L193 169H192V168H189V167H191L193 164H194V165L196 164V163L194 162L195 160H193V159L191 160L192 162H194L193 164L190 163L191 161H187V162H189V164H187V162H186V165H183L184 162L186 161L187 156H189L188 154L191 153V152H189L190 150H188L189 148L187 149L188 152L183 148V144H182V146H180L178 149H177V148L175 149ZM219 148H220V150H218ZM20 149H21V150H20ZM90 149H91V150H90ZM179 149H180V150H179ZM200 149H201V148H200ZM200 149H199V150H200ZM235 149H236V150H235ZM40 150H41V149H40ZM183 150H184V151H183ZM199 150H198V151H199ZM215 150H218V151H215ZM223 150H225V151H223ZM10 151H9V152H10ZM13 151H11V152H13ZM43 151H40V153H38V152H39V151H38L37 154H41V153H43ZM155 151H156V150H155ZM157 151H158V152H154V157L156 156V157H155L156 160H157V155H156V153L159 154V150H157ZM164 151H163V152L161 151V153H162V157H164V156H163ZM203 151H204L205 154L203 153ZM213 151H214V153H212ZM230 151H231V149H230ZM210 152L212 153L211 155H213V154H216V155L211 156V155H210ZM216 152H219V153H216ZM6 153H7V152H6ZM6 153H5V154L3 153L2 155H7V156H8L7 159H8V158H9V159H10V158H13V159H14V157H16V156H13V157H10V156H9V155L12 156L13 153H15V151H14L13 153H8L9 155L6 154ZM17 153H15V155H18ZM135 153H136V155H135ZM187 153H188V154H187ZM233 153H234V154H233ZM255 153H257L256 156H255ZM262 153L264 154V152H262ZM37 154H36L35 156H33V158L39 156V155H37ZM183 154H184L185 156H184ZM186 154H187V156H186ZM208 154H207V155H208ZM230 154H231V155L233 154L232 157H233V156H235V157H233V158L230 157V158H229V156H231ZM238 154H239V152H238ZM2 155L0 156V158L3 157ZM72 155H73V156H72ZM133 155H135V156H133ZM182 155H183V156H182ZM197 155H198V156H197ZM239 155H240V154H239ZM243 155H244V156H243ZM159 156H160V155H159ZM179 156H181V157H179ZM191 156H190V157H191ZM218 156H219V155H218ZM237 156H238V155H237ZM253 156H254V157H253ZM263 156H264V155H263ZM4 157L6 158V156H4ZM43 157H42V156L39 157L40 159L37 158V159H36V162L42 161ZM162 157H160V158H162ZM173 157H174L175 160H179V159L181 158V159H182V160H181V161H182L181 165L177 166V165H178V163H177L178 161L173 160ZM175 157H176V158H175ZM177 157H178L179 159H178ZM183 157H186L185 160H183V159H184ZM192 157H191V158H192ZM215 157H217V158L215 159ZM241 157H247V158H242V160H240ZM251 157H252V158H251ZM5 158H4V160H5ZM67 158H68V159H67ZM152 158H153V157H152ZM188 158H189V157H188ZM191 158H189V159H191ZM199 158H198V160H199ZM219 158H220V156H219ZM227 158H228V159H227ZM231 158H232V159H231ZM255 158H256V161L260 159V160H259V161H260V164H261V163L263 164V165H262V164L260 165V166H262V167H259L258 164L255 165V164H256ZM257 158H258V159H257ZM261 158H262V161H261ZM2 159H3V158H2ZM13 159H12V160H8V161H9V162L12 161L13 164H14V161H15L16 159H15V160H13ZM221 159H222V158H221ZM221 159H220V160H221ZM234 159H236L235 162H234ZM244 159H245V160H244ZM253 159H254V160H253ZM160 160H161V161H160ZM171 160H170V161H171ZM187 160H188V159H187ZM218 160H219V159H218ZM229 160H230V162H229ZM231 160H233V161H231ZM237 160H238L239 162H238ZM249 160H251V161H249ZM252 160H253V161H252ZM8 161H7V163H8ZM125 161H126V162H125ZM183 161H184V162H183ZM221 161H223V160H221ZM227 161H228L229 164L227 163ZM240 161H241V162H240ZM247 161H248V162H247ZM259 161H257V163H259ZM4 162H5V161L2 162L3 165H2L1 162H0V165H2V166L0 167V168H1L0 171H1V172L4 171V174H5V173L7 174V173H8V171H7V167H9L11 164L8 166V165L6 164V162H5V163H4ZM72 162H73V163H72ZM121 162H122V163H121ZM128 162H129L130 164H129ZM232 162L235 164V165L233 164V168L231 167ZM236 162H237V163H236ZM71 163H72V164H71ZM123 163H124V164H123ZM125 163H126V164L128 163L129 165H126ZM150 163H151V164L153 163V165H151ZM164 163H165V164H164ZM166 163H168L170 167L168 166V164L166 165ZM175 163H177V165L175 166V168H176V167H177V168L179 167L178 169H180V170H179V173H178V172L175 173V172H176L175 170H178L177 168H176L175 170L172 169V167H173V165H174ZM179 163H180V160H179ZM225 163H227V164H225ZM230 163H231V164H230ZM241 163H242V165H241ZM250 163H252V164H251V165L249 166V168H248V164H250ZM8 164H9V163H8ZM13 164H12V165H13ZM16 164L18 165V163H16ZM19 164H20V163H19ZM69 164H71V165H69ZM114 164H115V165H114ZM116 164H117V165H116ZM118 164H119V166H118ZM122 164H123V165H122ZM149 164H150V167H153V168H152V169H153L152 171H151V168H150V167H147ZM190 164H192V165H191V166H188V165H190ZM220 164H221V162H220ZM237 164H239L240 166L237 165ZM4 165H5V167H3ZM6 165H7V167H6ZM14 165H15V164H14ZM14 165H13V166H10V167H11V168H14V167H15V169H16V166H17V165H16V166H14ZM20 165H22V164H20ZM144 165H145V163H144ZM163 165L166 166L167 168L165 169V167H162ZM171 165H172V166H171ZM194 165H193V166H194ZM201 165H200V167H202ZM211 165H212V164H211ZM211 165H210V166H211ZM227 165H229V166H227ZM236 165H237V166H236ZM111 166H110V167H111ZM117 166H118V167H117ZM134 166H135V165L133 164V167H134ZM206 166H207V165H206ZM206 166L204 165L205 169H207ZM226 166H227L230 170H229ZM234 166H235V169H236L237 171L234 169ZM246 166H247V167H246ZM116 167H117L118 170L116 169ZM125 167H124V168H125ZM146 167H147V168H146ZM207 167H209V166H207ZM212 167H209L210 169H207V172H206V170H204V168H202L201 171H202V172L205 171V172H206V175H207V174L209 175V172H212V171H213V170H211ZM230 167H231V168H230ZM236 167H238V168H236ZM258 167H259V169L257 170ZM3 168H4L7 172H6ZM22 168H24V170H25V167H24V166H21V168H20V166H18V167H17V170H14V169H13V170H14L15 173H16L17 171H18L17 173L20 172L21 175L18 174L20 180H22V179H21L22 177H23V180H25V179L29 176V171L26 169V172L24 171V174H25V175H24V174H23V171L21 170ZM162 168H164V169L162 170ZM169 168H171V171H170ZM173 168H174V167H173ZM196 168H197V167H196ZM226 168H227V169H226ZM2 169H3V170H2ZM18 169H20L21 171L18 170ZM168 169H169V170H168ZM198 169H199V168H198ZM198 169H196V170H198ZM221 169H222V171L225 170V171L227 172L226 175H229V178H230V176L232 177V175H230L231 173H232L233 175H235V176L232 177L233 180H234L235 182H234V181H233V182L230 181V180H232V178H231V179H227L228 176H226V178H221V176L224 177L223 175H225V173H226L225 171H224L225 173H223V172L221 171ZM223 169H224V170H223ZM110 170H111L112 172H111ZM167 170H168V171H167ZM173 170L175 171V172H173V174H172V175H174V176L171 175V172H172ZM191 170H192V171H191ZM199 170H200V169H199ZM227 170H228V171H227ZM233 170H234V171H233ZM27 171H28V172H27ZM57 171H58V170H56V171H54V172H57ZM143 171H144V170H142V173H143ZM147 171L150 172V173L148 174ZM161 171H160V172H161ZM189 171H191V172H189ZM208 171H209V172H208ZM219 171H220L222 174H221ZM239 171H240V172H239ZM256 171H255V172H256ZM164 172H163V173H164ZM193 172H194V171H193ZM216 172H219L220 174L217 173V175H215ZM228 172H229V173H228ZM249 172H250V173H249ZM115 173H117V174H115ZM156 173H157V174H156ZM241 173H240V174H241ZM243 173H244V172H243ZM262 173H263V172H261V175H262ZM4 174L1 173L0 175H4ZM6 174H5L4 176H6ZM22 174H23V175H22ZM143 174H144V173H143ZM160 174H161V173H160ZM213 174H214V175H213ZM115 175H116V176H115ZM145 175H144V176H145ZM154 175H153V178H152V176H151V178H150V180L152 179V184H153V185H154L153 180H154V177H155ZM212 175H213V176H212ZM218 175H219V176L221 175V176L219 177ZM246 175H245V176H246ZM255 175H256V176H255ZM261 175H260V176H261ZM263 175H264V173H263ZM21 176H22V177H21ZM118 176H119V174H118ZM216 176H218V177H217L216 179H213V178H215ZM236 176H237V177H236ZM247 176L245 177L246 179L243 177L244 180H243V181L240 180V182L243 183V182L246 181L247 183H250V181H251V184H252V181H253V184H254V186H255V183H256V185H257V181H258V183H261V182H259V181H264V178L261 180V177H264V176H261V177L259 176V179H256V178H253V177H252L251 180H250V178H248ZM158 177H159V174H158ZM163 177H164V176H163ZM180 177H181V176H180ZM206 177H207V176H205V174H204V175H202V179H203V181L201 180V178H199L200 181L197 180L198 183H197V186H196V190H193L196 194H197V192L199 191V189H201V188H200V187H201V184H203V182H205V180H207V179H204V178H206ZM4 178H6V177H3V178H2V176H0V192L3 191V192H1L2 194L7 192V191H6V190H7L6 187L10 185V184L7 183V182L9 181V180H7L8 177H7L6 179H4ZM117 178H118V177H117ZM144 178H145V177H144ZM155 178H156V177H155ZM165 178H167V176H165ZM211 178H212V180H211L212 182H210V179H211ZM219 178H221V179H219ZM235 178H236L237 180H236ZM241 178H242V175H241ZM247 178H248L250 181H249ZM148 179H149V178H148ZM156 179L158 180V178H156ZM161 179L163 180L164 178H161ZM161 179H160V181H162ZM168 179L170 180V181H168V182L171 183V182H172V180H171L172 178H169V177H168L166 180H168ZM176 179H178V177H176ZM222 179H223V180H222ZM252 179H254V180H252ZM98 180H99V179H97V180L94 182V185H93L91 188H89V189H90L89 191L86 190V191L83 193V195L80 194V195H77V197L75 196L74 198H72L71 201H73V202H72L73 204L71 203V205L69 206V209H68V210H65V209L67 208V207H66V208L64 209L65 211L62 210L64 213H62V212L59 213L60 215L57 216L56 221L58 220V217H59L60 221H62V220L64 221V222H63V221H62V222H59V220H58V222H55V223H61V225H63L62 227L60 226V230H58V231H59V235H61V234L66 230V228L68 229L70 226H72V225L74 224L75 220H80V219H81V220H84V219H85L86 221H87V220H88V221H92L93 218H95V217L97 216V214H98V209H97L96 207H97V203H98V202L96 203V201H99V200H97V198H98V199L100 198V196H101L100 194L103 192V189H104V188H103L104 186H102L101 184H99L100 186L98 185V183L101 182L100 180H99L100 182H98ZM157 180H156V181H157ZM225 180H226V181H225ZM228 180H229L230 182H229ZM255 180H256V181H255ZM105 181H104V182H105ZM108 181H109V182H108ZM110 181H112V182H110ZM132 181H133V180H130V182H132ZM146 181H147V180H146ZM146 181H145V182H146ZM224 181H225V182H224ZM254 181H255V182H254ZM3 182H4V184H3ZM9 182H10V181H9ZM128 182H129V181H128ZM136 182H137V181H136ZM136 182H135V183H136ZM145 182H144V183H145ZM150 182H151V181H150ZM150 182H149V183L146 182L147 186L150 185ZM154 182H155V180H154ZM166 182H167V181H166ZM173 182H174V180H173ZM228 182H229V183H232L233 186H232L231 184H227ZM240 182H238V183H240ZM246 182H245L246 189H244L245 186H243L242 183L239 184V185H238V184L236 185V187H237V186H238V187L240 186V188H241V185H242V186H243L242 188H243L244 190H243L242 188H241V189H242L243 191H242L241 189L238 190V188H234V191H236V192H237V190H238V191L241 190L242 193L239 192L240 194L236 193V194H237V195H236L235 192H233V194H232V192H230V191H229V193H226V192H227V191H226V192H225L226 194H225V193H222L223 191H222V192L219 191V192H220L219 195L222 194L221 196H219V198H220L219 200L222 199L221 202L223 203V204H222V203L219 202V204H220V205H221V204L224 205L222 208H219V207H218L219 204H218V205H217V209H219V210L215 209L216 207H214V206H213L214 208L211 207L212 205H214V203L211 205V203L214 202V200H213L210 204H208V205H209L208 207H211V208L215 209L214 211H216L215 219L218 218V220H216V223H217L216 225L224 224L223 222H226L225 224H227V220L225 219V217L229 218V220L231 219V221H232V219H233L234 216H239L240 214H242L243 217H244L243 219H245V215H246V219H245V221H244L245 223L248 222V223H247V226H246V227H248V228H246V230L249 231L248 233H250V231H251V235H252L253 230H254V228L256 227V224H257L258 222H259L258 224H260V223H261V220H259L258 218H257V221H256V222H255L256 218H254V220H253V216H252V215H254V214H253V211H252V210H254V209H253L252 207L254 206L255 202H254V200H253V202H251L252 199H253V197H252L253 195H252V196H249V193L251 192L250 189L253 190L252 193L255 194V191L257 190V188H256V190L253 189L254 186H251V188H250V187H249L250 184L247 185ZM5 183L7 184V186L5 185ZM11 183H12V182H11ZM43 183H44V182H43ZM43 183L41 182L40 184H38L37 187H35V190H34L33 192H34V193H38L37 195H41V196L43 195L42 198H43V199H44V198L46 199L47 196L49 195L50 191H51V186H52L53 184H51V185L49 184V186H48V185L43 184ZM110 183H111V184H110ZM135 183L132 182V184H131L132 186H131V185H128L129 188H128L127 190L131 189L132 187H136L137 184H135ZM155 183H156V182H155ZM170 183H169V184H170ZM199 183H200V185H199ZM224 183H225V184H224ZM127 184H130V183H127ZM146 184H145V185H146ZM157 184H159V182H158ZM157 184H156V185H157ZM162 184H163V183H162ZM166 184H167V183H166ZM253 184H252V185H253ZM43 185H44V186H43ZM45 185H46V186H45ZM106 185H107V184H106ZM160 185H161V183H160ZM226 185H227V186H226ZM258 185H259V184H258ZM258 185H257L256 187H258ZM98 186H99V188H98ZM198 186H200V187H198ZM101 187H102V188H101ZM149 187L155 188V190H156V189L158 190V188H159L158 186H157L158 188L155 187V185H154V186L150 185ZM197 187H198L199 189H198ZM203 187H204V189H203V190H200V191H202V192L205 191V188H206L205 185H204ZM219 187H218V190H219V189L221 190V188H219ZM36 188H38V189H36ZM105 188H106V187H105ZM126 188H127V187H126ZM207 188H208V187H207ZM212 188H214V189L216 188V190H217V187H215V186H213V185H212ZM249 188H250V189H249ZM3 189H4L6 192H5ZM99 189H100V190H99ZM194 189H195V188H194ZM210 189H211V186H209V189H206V193L209 192L208 190H210ZM235 189H236V190H235ZM36 190H37V191H36ZM98 190H99V191H98ZM189 190H190V191H189ZM189 190H188V193H187V191L183 192V190H182V191L180 190V191H181L180 193L177 191L178 194L181 195L180 197H178L179 195H178V196L176 195V196L178 197L177 199L180 198V200H182V201L178 200L177 205H178V203H180V205H178V207L175 206V205H176L175 203L172 204V203L174 202V201L172 200V198L175 197V198H173V199H174L175 202H176V196H173V197L171 196V198H169V201H171V202L166 201V202L164 203V205L162 204L163 207L160 206V208H162V209H161V210H162V211H161V214H162V216L164 217V219L167 217V215H171V213H169V214L166 213V211H167L168 209L172 210L171 212H173L175 209H176L175 212H176V211L179 212V213L176 212L177 214H175V218H174V219L179 218L178 221L176 220V222H175V223H177V224H178V223L180 224V225L178 224V226H179L178 230L175 229L176 227H178L177 224H174V225H176V226H173V228L175 227L174 229H175L176 231H175L174 229L168 227L170 230H172V231H171L172 233H171V232H168V231L166 230V229H167V225L164 226V228H162L163 225H165L164 223H161V224H163L162 227H161L160 224H159V225H160V226H159V225L156 224L155 222H153V223L150 222L148 226H147L148 223L145 224V229H147V231L150 232V233H148V234H150V235H151V231H152V235H151V236H153V238H155V241L158 240V238H159V240H163V242H164L163 245H162V242L159 241V244L161 245V246H160V245H159V246H160V247H163V246H164V248H161V250H162V249H163V250H164V249H167V248H168V244H169L170 242H172L173 240L178 239L179 237H181V236L184 235V229H185V228H184V225H185V223H184L183 225H182V223L185 222V220L187 219V217H186L185 219H183V218L185 217V216L183 217V214H184V215H186L187 213L189 214L190 211H191V213L195 212V211H193V209H190L189 212H186V214H185V212H184V211H186L185 209H186L187 207L190 208L188 205H190L191 208H192V207H193V208H194V207H196V208H201L200 206H197V205L195 204V201H196V199H198L200 193L197 194V197H194V196H196V195L193 193V191L191 192L192 189H189ZM218 190H217V192H218ZM245 190H246V191H245ZM248 190H249L250 192H248ZM38 191H39V192H38ZM244 191H245V194H246V195H245V198H247V200H248V198L251 197V198H252V199L250 198L251 200L249 199V201H247L245 198H242ZM98 192H99V194H98ZM121 192H122V191H121ZM121 192H119V193H121ZM182 192H183V193H186L185 195H187V194H189V193H192V194H191V196H190V194H189V196H184V194H183ZM39 193H41V194H39ZM230 193L233 195V197L231 196V198H230L229 195H228V194H230ZM252 193H251V194H252ZM117 194H118V193H117ZM117 194H116V195H117ZM174 194H177V193H174ZM193 194H194V195H193ZM201 194H202V193H201ZM223 194H225L224 197H225L226 195H228V197H229L230 199L235 198L234 195H236L237 197L240 198V195L242 194V196H241V198H242L241 202L238 203V202L236 201V202L238 203V207H239V208H238V207H237L236 209L234 208V206H237L236 202H235L234 206H233V204H232V205H231L232 207H230V208L228 207V208H227V209H230V210H231V208H234V209H235V210L232 209V211L234 212V214H233V212H231L234 216L231 215V214H229V216H228V215L226 216V214L223 213V212L226 213V211H227L225 205L228 206L229 204H231V203L229 202L230 199H229L228 197H227L228 199H227L226 197H225L226 199H224ZM231 194H230V195H231ZM251 194H250V195H251ZM98 195H100V196H98ZM116 195H115V196H116ZM182 195L184 196L183 198H182ZM41 196H40V197H41ZM248 196H249V197H248ZM82 197H83V198H82ZM185 197H186V198H189V197H190L189 199H187V201H191V202H186V203H189V204L186 205V206H187L186 208L183 207V208H184V209L182 210L183 212H180L181 209H182V206L184 205L183 202L185 203V201H184V200H186ZM191 197H193V199H194V198H195V199L193 200V199H191ZM222 197H223V198H222ZM243 197H244V196H243ZM94 198H95V199H94ZM170 199H171V200H170ZM183 199H184V200H183ZM237 199H238V198H237ZM167 200H168V199H167ZM192 200H193V201H192ZM224 200H225V201H224ZM226 200H227V201H226ZM228 200H229V201H228ZM235 200H236V199H235ZM238 200H240V199H238ZM245 200H246L247 202H246ZM29 201H30V200H29ZM29 201H28V202L25 201L26 203H25V202H21L20 204H18V205L15 207L17 211L15 210V214H16V215L14 214L13 218H16V219H13V220H10V221L21 222L22 220L25 219L24 221H22V224H24V223L27 222V220H30V218H31V216H30V212H32V211L35 210V207H36L38 201H37V200H35V201H33V202H29ZM74 201H75V202H74ZM93 201H94V202H93ZM172 201H173V202H172ZM179 201H180V202H179ZM223 201H224L225 203H224ZM231 201H232V203H234V199L231 200ZM43 202H44V201H43ZM242 202H243V203H242ZM248 202H251V203H252V206H250V204H249ZM94 203H96V204H94ZM166 203H168V205H170V206H169L170 208H169V207L166 208V207H167V204H166ZM186 203H185V204H186ZM192 203L195 204V205H193ZM227 203H228V204H227ZM245 203L247 204V206L249 205V208H250V209L247 208V209H248V210H247V209H245L246 206H243L244 210L241 211V206L244 205ZM25 204H26V205H25ZM181 204H182V206H181ZM191 204H192V205H191ZM239 204H241V206H240ZM20 205H21L22 207H21ZM23 205H24V206H23ZM89 205H90V206H89ZM95 205H96V207H95ZM106 205H107L108 207H107ZM110 205H111V203H107V204L104 205V207L110 208V207H111ZM160 205H161V204H160ZM165 205H166V206H165ZM171 205L174 206L175 208L172 207ZM210 205H211V206H210ZM222 205H221V206H222ZM28 206H29V208L27 209ZM180 206H181V208L179 209L180 211H178L177 208H179ZM184 206H185V205H184ZM229 206H230V205H229ZM23 207H26V208H23ZM88 207H90V208H88ZM104 207H103V208H104ZM206 207H207V205H206ZM206 207H205V208H206ZM91 208H92V209H91ZM163 208H164V209L166 208V209H165L166 211H163ZM196 208H195V210H196ZM224 208H225V209H224ZM112 209H113V208H112ZM112 209H111V210H112ZM220 209H221V210H220ZM230 210H228V211H230ZM236 210H237L238 212H239V210H240L242 213L240 212V214H239V213L236 212ZM245 210H247V211L249 212V214H247V213H246L247 211H245ZM187 211H188V210H187ZM197 211H199V210H197ZM218 211H219V212H218ZM244 211H245V212H244ZM251 211H252V213H251ZM69 212H70V213H69ZM162 212H164V213H162ZM167 212H169V211H167ZM220 212H222V213L220 214ZM67 213H68V214H67ZM75 213H76L77 215H76ZM86 213H87V214H86ZM92 213H93V214H92ZM181 213H183V214H182V218H180V217H181ZM213 213H214V212H213ZM218 213H219V215H217ZM235 213H236L237 215H236ZM17 214H18V215H17ZM66 214H67V215H66ZM72 214H73V215H72ZM74 214L76 215V218H74V216H75ZM91 214H92V215H91ZM165 214H166V215H165ZM178 214H179V215H178ZM223 214H224V218L221 216V215H223ZM227 214H228V213H227ZM238 214H239V215H238ZM62 215H63V216H62ZM89 215H90V216H89ZM230 215H231V218H230ZM17 216H18V217H17ZM79 216H80V217H79ZM176 216H178V217H176ZM186 216H187V215H186ZM218 216H220V217H218ZM240 216H241V215H240ZM248 216H252V217H250V219L252 218V220H250L251 222H250V221H246V220H248V218H249ZM77 217H78V218H77ZM86 217H87V218H86ZM170 217H171V216H169V218H170ZM220 218H221V219L223 218L222 220H225V221H222ZM10 219H11V218H10ZM21 219H22V220H21ZM73 219H74V220H73ZM167 219H168V217H167L165 220L167 221ZM260 219H261V218H260ZM263 219H264V216H263ZM15 220H16V221H15ZM180 220H182V222H181ZM229 220H228V222H229ZM166 221H165V222H166ZM174 221H175V220H174ZM214 221H215V220H214ZM221 221H222V222H221ZM252 221H253V222H252ZM23 222H24V223H23ZM219 222H221V223H219ZM212 223L215 224V222H212ZM212 223H210V224H212ZM245 223H244V225H246ZM249 223H251V224H249ZM254 223H256V224L253 225ZM71 224H72V225H71ZM210 224H209V226H207L208 230H207V228H203V230H204V229L206 230L205 232H207L208 235H209V233L211 232L210 230H212V229L215 228V225L212 224V226H211ZM150 225H154V227H155V225H157V226H156L155 228H154V227L152 228V226H150ZM248 225H249V226H248ZM251 225H252V227H251ZM3 226H4L3 223H1V224H0V230L3 228ZM213 226H214V227H213ZM257 226H258V225H257ZM147 227H148V228H147ZM149 227H150V229H149ZM157 227L163 229V230H161V231H162V232H165V233H164V236H165V239H166V240H164V236H163V239H161V237H159V236H161L162 233H161L160 230H158ZM209 227H213V228L209 230ZM217 227H218V226H216V228H217ZM249 227H251V228H249ZM151 228L154 229V230H151ZM156 228H157V230L159 231V233H158V231L156 230ZM182 228H183V229H182ZM164 229H165V230H164ZM169 229H168V230H169ZM181 229H182V230H181ZM200 229H202V228H200ZM248 229H250V230H248ZM251 229H252V230H251ZM61 230H62V232H61ZM150 230H151V231H150ZM155 230H156V232H155ZM173 230H174V232H173ZM198 230H199V229H198ZM166 231L168 232V234H166ZM182 231H183V234H182ZM185 231H186V230H185ZM199 231H200V230H199ZM199 231H197L198 233L196 232V233H197V234H195L196 236H197L198 234H201V235H202V232L200 231V232H201V233H200ZM208 231H210V232H208ZM154 232H155V233H154ZM156 233H158V234L161 233L160 235H158V238H156V237H157V236H156ZM185 233H186V232H185ZM72 234H73V235H72ZM72 234L70 235V237L72 236L73 239H75L74 237H77V235H78V233H76V234H75V233H72ZM148 234H147V235H148ZM205 234H206V233H205ZM205 234L203 233V235H204L205 237H207L208 235H207V234L205 235ZM162 235H163V234H162ZM166 235H169V236H166ZM201 235H198V236L201 237ZM203 235H202V236H203ZM210 235H211V236H215V234H214L213 231H212V234H210ZM247 235H250V234H247ZM23 236H24V235H23ZM23 236H22V237H23ZM151 236L148 235V237L145 239V241H148V242H149V243H148V246H150L149 249H148L146 246H145V248H146V250L151 251L152 249H154V248L152 247V245H154V246H155L154 251L156 250V252H158L157 249L160 248L159 246H156V245L158 244V243L156 244V242H158V241H156V242L154 243V239H152ZM154 236H155V237H154ZM204 236H203V237H204ZM68 237H69V236H68ZM200 237H198V238H200ZM216 237H217V236H216ZM125 238H126V237H125ZM148 238H150V239H148ZM201 238H202V237H201ZM207 238H208L207 240H206V239L203 240V241L205 242L204 245L206 244V242L208 243V241H210L211 239H212L211 242H213V241L216 240V239H213V238H215V237H212V238L207 237ZM73 239H71V241H72ZM147 239H148V240H147ZM209 239H210V240H209ZM224 239L226 240V238H221V244L218 243V239H217V240L215 241L216 243H215V242H214L213 244L211 243L212 246H209V245H211V244L208 243L209 245L207 244L206 247L209 246V247L215 249L214 247L217 245V243H218V245L220 244L221 246H223V242H222V241H223ZM55 240H57L58 242L60 241L59 243H60L61 245H64V246H65V242H66V241L69 242L70 238H68V240H67V238H66L65 241H61V240H58V239H55ZM55 240L52 241V242H54V245H53V243L51 242V246H52V247L50 246V249L53 248V251H52V252H55V251H56L55 249L60 250L61 247H62V246L59 245V243H58L57 241H55ZM150 240H151V242H152V240H153V242H152L153 244H152V245H151V243H150ZM183 240L185 241L186 239H181V240H180V243H181V242H184ZM205 240H206V241H205ZM219 240H220V239H219ZM125 241H127V239L124 240V241H123V239H122V241L120 242V244H122V243L125 244V243H124ZM63 242H64V243H63ZM67 242H66V243H67ZM219 242H220V241H219ZM224 242H225V241H224ZM225 243H226V242H225ZM120 244H119V245H120ZM214 244H215V246H214ZM57 245H58V246H57ZM220 245H219V246H220ZM59 246H60V247H59ZM121 246H122V245H121ZM58 247H59V248H58ZM88 247H89V248H91V247L94 248V246H92V245H89ZM151 247H152V249H151ZM158 247H159V248H158ZM202 247H203V249H204V246H203V245H202ZM209 247H208V248H209ZM89 248H88V249H89ZM120 248L122 249V250L120 249V250H121V251H120V256H122L121 252H123V256H122V257H124L125 254H128L127 257L125 256V257H126V260H129V258L131 259V260L129 261L130 263L127 262V261H124L126 264H128V263H129V264H132V262H133V264H159V263L156 262V261H157V260H156L157 257H155L154 254H152L154 257H153V256H150L151 254L147 257V254L149 253V251H144L145 248H143V251H144V253H147V254L144 255V256H143V254H144L143 251H142V252H141L140 250L138 251V252H140L139 254H140L141 256H143L144 258L141 257L140 255H137L138 252H136L135 254H131V253L133 252V250L131 249V247H127V246H124V245H123V248H122V247H120ZM156 248H157V249H156ZM208 248H207L206 250H207L209 253H210V252H211V254H213V252H214V253H215V252L217 253V255H216V253L213 254V255H216L217 258H219V257L221 256V253L218 255L219 251L217 252V250H218L219 248L216 247V250H212V249L210 248L211 251H209ZM50 249H49V253L51 254L52 252H51ZM123 249H124V250H123ZM131 250H132V251H131ZM212 251H213V252H212ZM127 252H128V253H127ZM151 252H152V251H151ZM156 252H155V254H157ZM159 252H161V251H159ZM208 252H207V254H208ZM129 253H130V255H134V256L137 255L135 258H138L139 260H137V259H133V261H132V258H134V256H132V258H131V257L129 256ZM142 253H143V254H142ZM152 253H153V252H152ZM205 253H206V252H205ZM53 254H54V253H53ZM53 254H51V255H53ZM207 254H205V255H207ZM138 256H139L140 258H139ZM156 256H158V254H157ZM24 257H25V254L22 255V256L20 257V259H23ZM122 257H121V258L119 257V261H120L119 264H122V262H123V260H122L123 258H122ZM55 258H56V256L54 257V259H55ZM215 258H216V257H215ZM143 259H144V260H143ZM7 260H9V259L7 258ZM219 260H222V259L219 258ZM121 261H122V262H121ZM131 261H132V262H131ZM124 262H123V263H124ZM134 262H135V263H134ZM125 263H124V264H125ZM8 264H10V263H8ZM74 264H75V263H74ZM76 264H79V262H76ZM173 264H175V261L173 262Z\"/></svg>",
  "mask_w": 264,
  "mask_h": 264
}]
</instances>
